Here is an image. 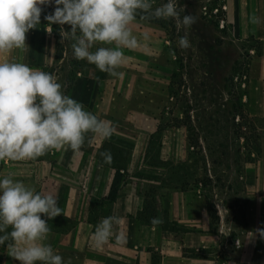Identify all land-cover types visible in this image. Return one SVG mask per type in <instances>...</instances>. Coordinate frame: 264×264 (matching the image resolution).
<instances>
[{
    "label": "crops",
    "instance_id": "1",
    "mask_svg": "<svg viewBox=\"0 0 264 264\" xmlns=\"http://www.w3.org/2000/svg\"><path fill=\"white\" fill-rule=\"evenodd\" d=\"M225 10L234 37L251 38L259 45L250 64L246 108L249 116L264 121V0H226ZM253 17L260 23H253ZM48 31L41 16L40 24L26 33L28 50L0 53V61L43 70L52 46ZM75 73L70 96L99 119L111 122L113 134L108 139L94 135L80 151H59L60 165L44 177L41 194L53 195L61 209L48 221L51 231L46 242L54 251L70 264H264V238L258 231L264 230V127L258 159L246 164L239 175L243 180L239 197L212 201L216 223L209 214L208 197L173 186L161 185L147 211L143 188L149 182L145 175L149 168L144 156L155 131L150 128L155 119L148 112L149 97L164 92L150 85L136 86V74L134 84L124 87L119 76ZM128 126L134 127V134ZM105 141L125 149L130 159L127 156L120 167L100 164L97 153ZM30 169L27 175L33 177ZM161 177L153 183L159 184ZM109 216L117 218L113 237L97 247L95 226ZM153 218L161 222L154 224ZM0 264H19L7 246L0 247Z\"/></svg>",
    "mask_w": 264,
    "mask_h": 264
},
{
    "label": "rangeland",
    "instance_id": "2",
    "mask_svg": "<svg viewBox=\"0 0 264 264\" xmlns=\"http://www.w3.org/2000/svg\"><path fill=\"white\" fill-rule=\"evenodd\" d=\"M164 3L166 0H156L153 7ZM225 4L226 0H178L182 16L196 17V23L187 29L178 27L173 19L155 23L137 18L130 26L138 46L123 49L124 59L117 69L121 85L130 87L136 74V86L150 85L164 92L149 97L152 107L148 112L155 119L150 128L155 131L144 156L145 168H149L145 174L149 182L143 188L147 211L152 209V198L161 185L202 194L209 203L216 197H239L243 182L239 175L246 164L258 159L264 121L248 115L246 99L250 64L259 45L251 38L234 37L226 21ZM54 7H43L41 16L45 19ZM48 24L52 46L43 71L53 74L70 95L75 72H102L74 57L75 40L68 25ZM55 33L60 35L63 48L60 59L55 57ZM184 35L191 45L187 49L178 44ZM101 46L111 47L97 44L92 51ZM128 132L134 134V127ZM94 135L87 134L85 144ZM166 146L168 153L162 156ZM59 154L50 151L34 160L0 161V177L11 176L41 193L44 177L60 165ZM127 156L130 159L131 155L124 153V162ZM27 168L33 177L27 175ZM160 176V183H153Z\"/></svg>",
    "mask_w": 264,
    "mask_h": 264
},
{
    "label": "clouds",
    "instance_id": "3",
    "mask_svg": "<svg viewBox=\"0 0 264 264\" xmlns=\"http://www.w3.org/2000/svg\"><path fill=\"white\" fill-rule=\"evenodd\" d=\"M0 0V53L28 50L26 33L40 24L43 7L54 5L45 19L50 24L68 25L74 37L73 55L104 73L120 75L123 49H135L137 36L130 27L137 18L173 19L178 27L190 28L196 17L181 15L178 0ZM253 23H260L258 17ZM48 32H51L49 29ZM97 44L111 47H97ZM189 48L187 35L178 40ZM108 139L111 122L99 119L62 90L57 78L23 62L0 61V161L34 160L50 151H80L87 134ZM103 162L112 163L109 151ZM61 214L57 199L43 195L11 176L0 177V247L11 249L19 264H70L46 241L48 221ZM44 217V218H42ZM117 218L105 217L95 226L93 241L103 247L113 237ZM153 218L152 223H160ZM10 229V231H9ZM264 238V230H259ZM11 241L12 243H7Z\"/></svg>",
    "mask_w": 264,
    "mask_h": 264
},
{
    "label": "trees",
    "instance_id": "4",
    "mask_svg": "<svg viewBox=\"0 0 264 264\" xmlns=\"http://www.w3.org/2000/svg\"><path fill=\"white\" fill-rule=\"evenodd\" d=\"M146 20L149 22L161 23V19H157L155 17H150L149 19H146ZM54 37H55V49H56L55 57L57 59H60V58H62V53H63V48H62V45L60 42L61 38H60V35L58 33H55ZM124 150L125 149L116 146L112 142L105 141V142H103V144L101 145V147L98 150V153H97L98 162L100 164H103V165L120 167V165L122 164V161L124 162V160H123ZM105 151H109L112 155V163L111 164H107V163L103 162V158L101 157L100 153L105 152ZM147 205H148V201H147V197H146L145 206L147 207ZM208 209H209V214H210V217L212 219V222L216 223L218 221V216H217L215 205L213 203H209ZM9 231H10V229H9ZM7 243H12V242L9 241V242H6V244ZM5 246H2V247H5Z\"/></svg>",
    "mask_w": 264,
    "mask_h": 264
},
{
    "label": "built area",
    "instance_id": "5",
    "mask_svg": "<svg viewBox=\"0 0 264 264\" xmlns=\"http://www.w3.org/2000/svg\"><path fill=\"white\" fill-rule=\"evenodd\" d=\"M235 79H237V78H235ZM243 79H244V80H242V83H241V86H242V87L245 86V79H246V76H243ZM235 244H236L237 246H239L240 242H239L238 239L236 240Z\"/></svg>",
    "mask_w": 264,
    "mask_h": 264
}]
</instances>
